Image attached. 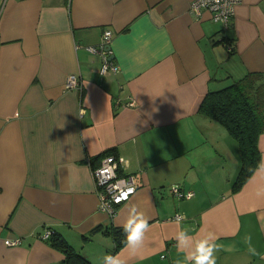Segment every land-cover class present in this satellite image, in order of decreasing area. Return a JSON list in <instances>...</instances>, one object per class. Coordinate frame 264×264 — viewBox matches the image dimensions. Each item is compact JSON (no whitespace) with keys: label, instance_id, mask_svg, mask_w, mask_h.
<instances>
[{"label":"crops","instance_id":"crops-1","mask_svg":"<svg viewBox=\"0 0 264 264\" xmlns=\"http://www.w3.org/2000/svg\"><path fill=\"white\" fill-rule=\"evenodd\" d=\"M190 2L0 6V264H62L42 239L47 229L91 264L117 253L127 264H185L174 238L181 229L214 233L217 264H264V196L256 195L264 133L258 167L234 190L238 144L200 111L209 92L264 74V0H241L227 28ZM105 30L118 71L101 75L100 55L87 48ZM70 75L78 89L65 88ZM107 155L122 158L119 173L137 186L115 216L99 210L92 176ZM172 185L194 195L178 198ZM131 207L150 224L136 257L114 236Z\"/></svg>","mask_w":264,"mask_h":264},{"label":"trees","instance_id":"trees-1","mask_svg":"<svg viewBox=\"0 0 264 264\" xmlns=\"http://www.w3.org/2000/svg\"><path fill=\"white\" fill-rule=\"evenodd\" d=\"M200 111L221 124L239 147L241 168L234 183L239 188L259 165V136L264 133V74L250 73L204 98ZM52 234V233H51ZM117 247L123 245V228L114 231ZM50 245L60 251L62 264H91L65 241L53 234Z\"/></svg>","mask_w":264,"mask_h":264},{"label":"built area","instance_id":"built-area-1","mask_svg":"<svg viewBox=\"0 0 264 264\" xmlns=\"http://www.w3.org/2000/svg\"><path fill=\"white\" fill-rule=\"evenodd\" d=\"M241 0H191L190 9L195 14L201 10L209 12L211 19L227 28L235 15L237 5ZM112 32L105 30L102 33L100 43L95 47H88L90 53H97L101 57V65L99 73L105 75L107 73H116L118 66L115 64L111 51ZM80 86L76 75H70L66 82L67 90L78 89ZM128 106H134V102L127 103ZM122 158L113 155L104 156L100 164L93 168L92 176L98 195V208L102 212L115 216L117 208L127 202L136 192L137 186L132 174L119 173L122 167ZM170 191L178 198H190L194 195L191 191H182L177 185H172ZM107 207L109 211H105ZM181 217L175 215L174 219ZM51 230H45L42 239H48L51 236ZM19 240H5L4 243L9 246H16Z\"/></svg>","mask_w":264,"mask_h":264},{"label":"clouds","instance_id":"clouds-1","mask_svg":"<svg viewBox=\"0 0 264 264\" xmlns=\"http://www.w3.org/2000/svg\"><path fill=\"white\" fill-rule=\"evenodd\" d=\"M257 175L264 179V165L258 169ZM257 196H264V187L256 192ZM105 211H109L107 207ZM184 217H179V224ZM124 232V249L128 257H136L145 246L146 233L150 229L149 217L136 207H131L128 215L122 225ZM176 247L184 255L185 264H217L216 253L219 251V245L216 243L217 237L212 232L203 235H192L187 229H181L175 233ZM249 243V251L256 254L255 249L251 247V237H245ZM103 264H127V261L119 253L106 254L103 257Z\"/></svg>","mask_w":264,"mask_h":264},{"label":"rangeland","instance_id":"rangeland-1","mask_svg":"<svg viewBox=\"0 0 264 264\" xmlns=\"http://www.w3.org/2000/svg\"><path fill=\"white\" fill-rule=\"evenodd\" d=\"M5 0H0V6L3 4V2H4ZM223 87H225V86H223ZM225 128V127H224Z\"/></svg>","mask_w":264,"mask_h":264}]
</instances>
